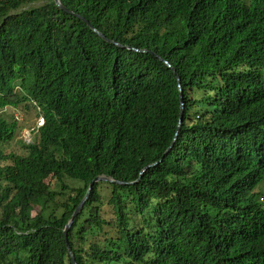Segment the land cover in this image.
I'll return each instance as SVG.
<instances>
[{
    "label": "trees",
    "instance_id": "trees-1",
    "mask_svg": "<svg viewBox=\"0 0 264 264\" xmlns=\"http://www.w3.org/2000/svg\"><path fill=\"white\" fill-rule=\"evenodd\" d=\"M31 1L0 0V264H264V0H61L112 42Z\"/></svg>",
    "mask_w": 264,
    "mask_h": 264
},
{
    "label": "water",
    "instance_id": "water-1",
    "mask_svg": "<svg viewBox=\"0 0 264 264\" xmlns=\"http://www.w3.org/2000/svg\"><path fill=\"white\" fill-rule=\"evenodd\" d=\"M45 4H53L55 6H57L58 8L64 10L65 12L69 13V14H72L74 16H77L78 18L82 19L93 31H95L99 36H101L104 40H107L109 42H112L111 40L107 39L101 32H99L98 30H96L86 19H84L82 16L72 12L71 10H69L68 8H66L61 0H35V1H31V2H28V3H25V5H30L29 8L27 9H34L36 7H40L42 5H45ZM14 12H10L8 9L4 12V15L0 18V24L2 23V21L6 18V16L10 15V14H13ZM17 13H21V12H17ZM115 43V42H113ZM117 44V43H115ZM129 49H133V50H136V51H147L146 49H135V48H130ZM153 55H155L153 52H151ZM161 61L170 69H172V71L175 73V70L174 68L170 65V63L162 58H160ZM180 86H179V92H180ZM179 101H180V114H179V121H178V125H177V129L180 128V125H181V122H182V113H183V101H182V96H181V93H179ZM156 164V163H153V165ZM149 165H146L143 167V169L141 170L140 174H142V172L148 168ZM98 181H110V182H116V183H120V184H124V182H121V181H118L112 177H110L109 175L105 174V175H97L95 176L90 182H89V185L87 187V190L83 196V198L80 200L79 204L77 205V207L75 208V210L73 211V213L71 214L70 218L68 219L67 223L65 224L64 228H63V234H64V239L66 241L67 239V231L74 219V217L77 215V213L80 211L82 205L84 204V202L87 200L88 196H89V193H90V190L93 186L94 183L98 182ZM66 246H67V249H68V253L71 257V261L73 264H76L75 263V259H74V255L69 247V244L67 243L66 241Z\"/></svg>",
    "mask_w": 264,
    "mask_h": 264
},
{
    "label": "rangeland",
    "instance_id": "rangeland-1",
    "mask_svg": "<svg viewBox=\"0 0 264 264\" xmlns=\"http://www.w3.org/2000/svg\"><path fill=\"white\" fill-rule=\"evenodd\" d=\"M249 3V0H244ZM39 111L37 108L29 107L25 109L23 105H19L15 108L6 107L1 113L6 119H15L17 121V129L14 138L3 145V149L6 151H12L16 154L23 153L22 148L20 147V142H30L31 141V131L36 127V122L40 115L38 116ZM37 115V116H36ZM264 201V195H263Z\"/></svg>",
    "mask_w": 264,
    "mask_h": 264
},
{
    "label": "built area",
    "instance_id": "built-area-1",
    "mask_svg": "<svg viewBox=\"0 0 264 264\" xmlns=\"http://www.w3.org/2000/svg\"><path fill=\"white\" fill-rule=\"evenodd\" d=\"M42 123H43V119H42V117H39L37 122H36L37 126L41 125Z\"/></svg>",
    "mask_w": 264,
    "mask_h": 264
}]
</instances>
